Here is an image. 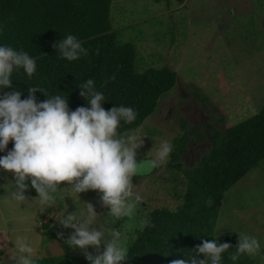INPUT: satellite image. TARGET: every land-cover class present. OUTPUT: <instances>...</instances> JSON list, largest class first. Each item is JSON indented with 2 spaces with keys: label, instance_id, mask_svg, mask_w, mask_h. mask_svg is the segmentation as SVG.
<instances>
[{
  "label": "rangeland",
  "instance_id": "rangeland-1",
  "mask_svg": "<svg viewBox=\"0 0 264 264\" xmlns=\"http://www.w3.org/2000/svg\"><path fill=\"white\" fill-rule=\"evenodd\" d=\"M109 12L118 42L135 49L136 73L169 67L177 74L174 88L160 97L155 112L138 129L123 134L143 139L137 162L154 158L165 141L173 150L161 167L133 177L135 191L143 200L131 218H114L101 207L96 191L78 194L66 183L52 193L54 205L44 211L46 206L39 201L30 202L34 198L30 189L25 193L31 196L29 202L21 204L11 196L17 190L13 175L0 172V230L12 242L0 247L6 262L8 252L18 251L14 244L19 240L33 249L22 255H70L79 264H89L79 250L64 243L74 230L62 228L55 219L66 210L86 216V203L98 214L97 229L101 225L106 238L119 231L120 243L128 249L152 211L177 210L182 204L184 172L196 169L210 152V137L264 106V0H111ZM4 183L12 190L6 196ZM45 218L50 222H44ZM59 232L64 233L63 239ZM217 233L219 238L237 240L238 233L253 236L264 253L263 162L224 194L211 235L215 238ZM250 258L253 264H264V255Z\"/></svg>",
  "mask_w": 264,
  "mask_h": 264
},
{
  "label": "trees",
  "instance_id": "trees-1",
  "mask_svg": "<svg viewBox=\"0 0 264 264\" xmlns=\"http://www.w3.org/2000/svg\"><path fill=\"white\" fill-rule=\"evenodd\" d=\"M110 5L111 0H0V46L28 53L37 66L31 78L23 69L14 71L12 88L0 90V98L4 92L17 90L25 99L28 87H37L49 97H66L69 109L75 110L89 106L79 95V84L91 78L105 97V110L123 105L136 111V120L122 122L118 131L123 134L138 129L155 112L160 97L174 88L177 74L169 67L134 71L135 49L130 43L118 42L109 19ZM69 34L88 50L86 56L68 61L52 47ZM35 95L38 102L47 99L42 92ZM193 133L189 131V135ZM210 142L211 150L199 166L184 172L182 204L177 210L158 208L150 213L148 226L130 244L124 264H170L174 259H187L203 240L214 239L211 233L224 194L259 162L264 165V106L251 117L214 133ZM12 147L10 141L8 149ZM29 189L36 197L35 190ZM218 242L232 245L223 254L222 264H253L247 255L230 259L236 252V238H219ZM32 259L34 264H79L70 255Z\"/></svg>",
  "mask_w": 264,
  "mask_h": 264
},
{
  "label": "clouds",
  "instance_id": "clouds-1",
  "mask_svg": "<svg viewBox=\"0 0 264 264\" xmlns=\"http://www.w3.org/2000/svg\"><path fill=\"white\" fill-rule=\"evenodd\" d=\"M52 47L68 61L88 53L81 41L71 34ZM36 67L35 59L28 53L0 46V90L12 88L14 71L23 69L31 78ZM79 88V95L89 106H79L75 110L69 109L66 97H49L46 90L37 87H28L25 99H21V91L4 92L0 98V152L7 154L0 156V169L13 175L12 183L17 190L11 196L21 204L29 202L30 197L25 193L30 187L35 190L39 203L46 206L42 208L44 211L54 205L52 193L66 183V188L78 194L96 191L101 207L109 209L114 218H131L143 200L135 191L133 177L161 167L168 161L173 146L165 141L154 158L137 162L143 139L118 131L122 122L130 124L136 120V111L123 105L105 110L102 107L105 97L96 90L91 78L79 84ZM37 91L47 99L38 102ZM10 141L13 147L8 150ZM207 203L211 205V198ZM86 204V216H77L76 212L68 213L67 210L55 216L62 228L74 230L64 243L73 251L79 250L89 264H124L128 249L120 243L121 233L113 230L111 238H106L103 227L99 225V230L96 227L95 207ZM143 224L148 226L147 221ZM218 233L213 240H203L196 245L187 259H174L170 264H222L223 254L232 245L219 243ZM58 236L63 239L64 233L59 232ZM238 237L236 252L230 256L232 261L241 255H264L257 238L241 233ZM8 242H11L9 234L0 230V247H7ZM14 245L18 251L8 252L7 262L0 257V264H34L31 255H22L31 254L32 247L19 240ZM90 248L93 251H89Z\"/></svg>",
  "mask_w": 264,
  "mask_h": 264
},
{
  "label": "crops",
  "instance_id": "crops-1",
  "mask_svg": "<svg viewBox=\"0 0 264 264\" xmlns=\"http://www.w3.org/2000/svg\"><path fill=\"white\" fill-rule=\"evenodd\" d=\"M0 156H2L1 154H0ZM2 171H3V169H1L0 170V172L2 173ZM4 181H6V179H4ZM5 184V183H4ZM3 189L5 190V196H6V194H9V192H11L12 190H11V187H10V185H9V183L7 184H5V186L3 187ZM7 192V193H6ZM31 197V196H30ZM33 198V197H32ZM4 201H6V199H4ZM10 201H12L11 199H10ZM35 201H39V198L38 197H36V198H34L32 201H30V202H35ZM44 222H50V220H47V218H45L44 219Z\"/></svg>",
  "mask_w": 264,
  "mask_h": 264
}]
</instances>
